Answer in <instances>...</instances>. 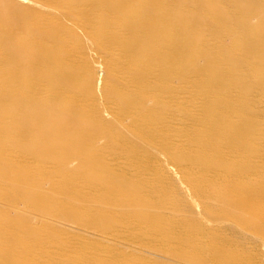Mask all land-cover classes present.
Here are the masks:
<instances>
[{
	"label": "bare ground",
	"instance_id": "bare-ground-1",
	"mask_svg": "<svg viewBox=\"0 0 264 264\" xmlns=\"http://www.w3.org/2000/svg\"><path fill=\"white\" fill-rule=\"evenodd\" d=\"M0 264H264V0H0Z\"/></svg>",
	"mask_w": 264,
	"mask_h": 264
},
{
	"label": "rangeland",
	"instance_id": "rangeland-1",
	"mask_svg": "<svg viewBox=\"0 0 264 264\" xmlns=\"http://www.w3.org/2000/svg\"><path fill=\"white\" fill-rule=\"evenodd\" d=\"M101 74L104 76V72ZM63 228H68L69 231H71L72 233H76L77 235H79L83 240H86L89 244V247H98L99 249H119L123 252H125L126 254H129L131 256L133 255H138V256H145L147 255L144 252H139L136 249H133L131 247L128 246L129 241H114L112 240L111 236H107V235H103L101 233H99L98 231L94 230H84V229H80L77 228L75 226H63ZM80 249L82 250V247H77L76 248V252L80 251Z\"/></svg>",
	"mask_w": 264,
	"mask_h": 264
}]
</instances>
